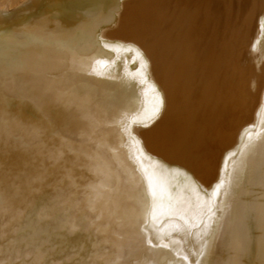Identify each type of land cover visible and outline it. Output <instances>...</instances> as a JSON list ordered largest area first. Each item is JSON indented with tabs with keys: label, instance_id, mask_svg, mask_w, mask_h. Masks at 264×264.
<instances>
[{
	"label": "bare ground",
	"instance_id": "6f19581e",
	"mask_svg": "<svg viewBox=\"0 0 264 264\" xmlns=\"http://www.w3.org/2000/svg\"><path fill=\"white\" fill-rule=\"evenodd\" d=\"M94 254L264 264V0L0 1V264Z\"/></svg>",
	"mask_w": 264,
	"mask_h": 264
},
{
	"label": "snow or ice",
	"instance_id": "6c2138e0",
	"mask_svg": "<svg viewBox=\"0 0 264 264\" xmlns=\"http://www.w3.org/2000/svg\"><path fill=\"white\" fill-rule=\"evenodd\" d=\"M90 193L93 194V200H95V193L96 188L94 186H90ZM152 219H155V210L153 209V212L151 213ZM149 245H151V241H148ZM164 247H167V245H163ZM206 247V245H205ZM31 264H45V261L43 259L34 260L31 262ZM91 264H101V261L98 257V255L94 254ZM103 264H118L117 260L115 259H109L107 261H104Z\"/></svg>",
	"mask_w": 264,
	"mask_h": 264
},
{
	"label": "rangeland",
	"instance_id": "374dc122",
	"mask_svg": "<svg viewBox=\"0 0 264 264\" xmlns=\"http://www.w3.org/2000/svg\"><path fill=\"white\" fill-rule=\"evenodd\" d=\"M0 1H2V0H0Z\"/></svg>",
	"mask_w": 264,
	"mask_h": 264
}]
</instances>
